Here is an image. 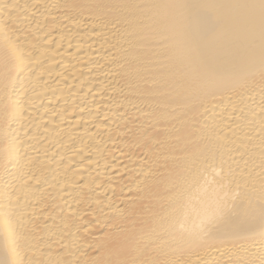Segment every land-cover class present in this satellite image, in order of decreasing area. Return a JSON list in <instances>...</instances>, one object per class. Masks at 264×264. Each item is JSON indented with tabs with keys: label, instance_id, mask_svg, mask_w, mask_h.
<instances>
[{
	"label": "bare ground",
	"instance_id": "1",
	"mask_svg": "<svg viewBox=\"0 0 264 264\" xmlns=\"http://www.w3.org/2000/svg\"><path fill=\"white\" fill-rule=\"evenodd\" d=\"M0 264H264V0H0Z\"/></svg>",
	"mask_w": 264,
	"mask_h": 264
}]
</instances>
